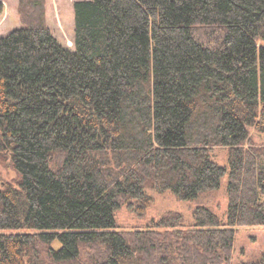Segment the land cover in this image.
Wrapping results in <instances>:
<instances>
[{
	"label": "trees",
	"instance_id": "trees-1",
	"mask_svg": "<svg viewBox=\"0 0 264 264\" xmlns=\"http://www.w3.org/2000/svg\"><path fill=\"white\" fill-rule=\"evenodd\" d=\"M12 4L21 25L0 33V264H264V251L235 263L236 231L264 226V0L60 1L70 44L47 0H0V19L11 14L0 29ZM226 175L223 221L200 199ZM150 188L196 201L195 221L175 211L121 229L117 211L144 207Z\"/></svg>",
	"mask_w": 264,
	"mask_h": 264
},
{
	"label": "rangeland",
	"instance_id": "rangeland-1",
	"mask_svg": "<svg viewBox=\"0 0 264 264\" xmlns=\"http://www.w3.org/2000/svg\"><path fill=\"white\" fill-rule=\"evenodd\" d=\"M8 1V0H7ZM17 5H18V0ZM60 1L68 3L72 0H47L49 11V23L53 32L64 44H70L73 40V23L72 19L66 22L62 12ZM64 6V4H62ZM67 6V5H65ZM13 17L7 22L4 28L0 29V33H6L21 25L18 6H11ZM15 10V11H14ZM73 12V10H72ZM67 13V12H66ZM15 15V16H14ZM70 18V17H68ZM0 34V35H1ZM73 37V38H72ZM73 42V41H72ZM254 139L262 143L263 140L256 132H252ZM215 159L222 165H229L228 148L217 146L212 149ZM1 176L4 182H12L17 177L16 171L9 164H1ZM212 206L220 215L223 221L228 218V175L224 176L219 189L208 192L200 199ZM144 207L124 205L117 211V219L123 230L144 229L150 220L159 218L169 212H181L185 217V225L192 224L193 209L197 202L193 200H181L170 191H159L154 188L148 189L147 196L144 199ZM21 230V231H25ZM10 231H7L9 233ZM58 248L61 242L56 240L53 244ZM264 251V226H242L235 234V263L243 262L251 259H259Z\"/></svg>",
	"mask_w": 264,
	"mask_h": 264
},
{
	"label": "crops",
	"instance_id": "crops-1",
	"mask_svg": "<svg viewBox=\"0 0 264 264\" xmlns=\"http://www.w3.org/2000/svg\"><path fill=\"white\" fill-rule=\"evenodd\" d=\"M11 16L10 12H9V9L6 10V13L4 14V16L0 19V21H5V20H8L9 17Z\"/></svg>",
	"mask_w": 264,
	"mask_h": 264
}]
</instances>
